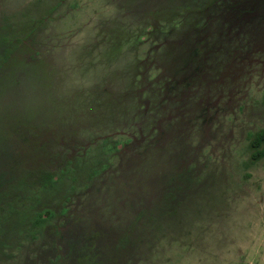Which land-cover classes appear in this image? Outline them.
Here are the masks:
<instances>
[{
    "label": "rangeland",
    "instance_id": "1",
    "mask_svg": "<svg viewBox=\"0 0 264 264\" xmlns=\"http://www.w3.org/2000/svg\"><path fill=\"white\" fill-rule=\"evenodd\" d=\"M152 26V42L160 29L165 41L137 64L146 46L135 40ZM29 27L40 29L0 65V155L13 152L8 167L42 161L48 139L56 168L90 141L85 162L99 174L83 172L69 214L0 263L79 264L84 254L93 264H264V158L251 163L248 149L264 128V0H0V63ZM135 72L145 80L130 86ZM165 125L183 148L169 165ZM116 131L153 138L98 155L97 137L125 138ZM205 142L212 165L180 193L176 217L130 227L142 190L162 193L149 174L181 185Z\"/></svg>",
    "mask_w": 264,
    "mask_h": 264
},
{
    "label": "trees",
    "instance_id": "2",
    "mask_svg": "<svg viewBox=\"0 0 264 264\" xmlns=\"http://www.w3.org/2000/svg\"><path fill=\"white\" fill-rule=\"evenodd\" d=\"M248 149L251 163L264 158V128L250 133ZM40 150L44 154L42 161L8 167V183L0 188V262L5 260V256L17 254L25 243L43 236L46 221L51 217L49 207L55 206L56 218L65 215L63 204L78 187L83 172L85 177H92L99 170L85 162L86 155L76 154L59 157L61 165L51 169L46 158V143L41 144ZM27 158H30L29 155L23 157ZM44 213L48 214L47 218L43 217ZM128 243V240L122 239L121 248L125 249Z\"/></svg>",
    "mask_w": 264,
    "mask_h": 264
},
{
    "label": "flooded vegetation",
    "instance_id": "3",
    "mask_svg": "<svg viewBox=\"0 0 264 264\" xmlns=\"http://www.w3.org/2000/svg\"><path fill=\"white\" fill-rule=\"evenodd\" d=\"M213 2H215V0H213ZM39 29L40 28H36V29L32 30L31 27H29L26 30V32H25L26 34H24V33L19 34V35L16 34L14 37H15V40L17 41V43L13 44V45L9 44L11 46L7 45L6 42L9 41V40H6L5 41L6 44L3 47L4 48H9L10 50H9V52H7L5 54L7 58L5 60H3L0 63V65L3 64L9 58H11V56L13 55L15 50H18L19 47L24 44V42H25L24 38L25 37L31 38V36H33L34 33L37 32ZM141 32H144V37H141L140 40L137 39L135 41H136V43H138V45L140 44L142 46H146V50L144 51V56L141 59H137V61H136L137 64L148 60L149 53L151 52V50L158 49L161 46V44H163V42L165 41V38L162 35V30L160 29L158 34H156V36L159 35V38L160 37L162 38L161 41L159 43H156L155 41L152 42V40L150 39V35H152V32L153 33L156 32V30H154V26H152V28L150 27V29H146L145 31L139 30L138 35ZM22 36H24V38ZM2 45H4V44H2ZM155 58H156V56H155ZM155 58H154V61H156ZM145 70L146 69H144V71ZM136 73L137 72H135L134 75H136V79L137 80H135V78L131 79V81H130L131 85L130 86H133V85L135 86V84H139V82H143L145 80L144 72H142L139 75H137ZM157 78H158L157 75H155V77L153 79L156 80ZM147 85H148V82L145 84L144 88L137 89L136 90V92L138 93L137 95H141L144 92V90L147 87ZM133 91H134V89L132 87V88H130V90L128 92L129 93H133ZM221 97H223V93L218 91L216 102H218V100H220ZM215 111H217V109ZM151 129H152V127L148 130L147 134H149L151 132ZM167 129H168V127L165 125V131L163 130V132L165 133L166 137H165L164 140L168 144L169 149H175V150H173V152L169 153L170 154V157H169L170 159L167 162L168 165H169V164L173 163V159H177V158H175V155L178 154V152H181L182 150H180V149H183V148H182V146L178 145V142L172 140L173 139L172 136H169V139H167V135L170 132V130H167ZM116 132L120 133V135H122L125 138H123L121 140L114 139V136L111 135L112 133L111 134H106V135H101V136L97 137V138L103 139V146L105 145V150H100L98 155H100V154L101 155L108 154L110 156H114V155L117 156V155H120V154H122L124 152H127L131 148H134V147L142 144V142L148 145V144H150L152 142V140H150V139L153 138V137H148V135L147 136L142 135L141 131L139 132V135H138L139 138L138 139H136L135 135H131L130 133L124 134V132H122V131H116ZM146 137H148V138L145 141ZM49 142H50V140L45 139L43 143H46V146H48L47 143H49ZM90 143L91 142L88 141L83 146L82 151L80 153L77 152V149H73V148L70 149L69 156H71L73 154H76V155H79V156L85 155L86 154V150H87V148H88ZM209 146H210V144L205 142V144H201L200 147H199V149H200L199 151H201L202 153L204 152V148H207V151L205 153H203V157L206 156V155L207 156L205 158H203L202 161L198 159L196 161L194 160L195 162L189 164V162H191V159L188 160L187 165H189V166L186 167L185 172L180 174V177L182 178V181H183L181 183V185L175 186L173 183H171L173 181V177H172V174H170V173L163 172L161 174H153V173L149 174V177L147 178V180L149 181V184L146 185V186L148 187L149 185L150 186L155 185L156 187H158V189L162 193L159 196H157V195L154 196V194L148 193L147 191H145V189L142 190V191L146 192V194H145L146 198L143 201V203L146 204V205H145V208H144L143 211H138L137 215L133 217V221L131 222V226L130 227L133 228L137 222H141V220H144V219H147V222L149 224L154 223L155 221H160V223H165L166 224V222L169 219H173V218L176 217L175 215L177 213L178 208L180 207V205H178L180 197H181L180 193H183L184 191H186L189 188L190 185H194V183L200 178V174L203 171H206V169H208L212 165V161L208 157V155L210 154ZM112 147H114L113 150L111 149ZM107 150H108V152H107ZM8 155L9 154H6L5 156L0 155V166L2 165V167L0 168V188H2V186L4 184L8 183L7 182L8 181L7 173L9 171L8 170V164L11 163V162H9V160H15V158H13V153L12 154L10 153L9 157H8ZM18 159H19V157H18ZM47 160H48V163H49V167L51 169H55V167H54L55 164H56L55 154L49 156L47 158ZM164 160H165V158H164ZM50 162H51V164H50ZM157 162H159V160H157V161H155L153 163L152 159H150V161L148 162V166H147L148 169L150 170V167H152V165L154 167L155 166L154 164L155 163L157 164ZM196 165H199V170L200 171L197 169ZM107 168H109V165H107L105 167V169H103V171L106 170ZM195 170H196V172H195ZM97 174H99V171L97 172ZM173 186H175L176 188H173V190H172L171 187H173ZM72 196H73V193L70 195V198H68L63 204V206L65 207V213H64L65 215L64 216L69 214L70 205H72L74 203ZM151 203H153V205H151L153 207L150 206ZM176 203H178V204L174 205ZM48 204H49V202H48ZM154 208L157 211L153 210ZM165 209H169L170 212L165 211ZM174 209H175V211H174ZM48 212L51 213V217H49L47 219V221H46L47 224H46V226L44 228L45 231H47L50 228V226H51L50 222L52 221V219H54V220L56 219L55 206L51 205L49 207V209H48ZM154 213H156V214H154ZM61 215H63V214H61ZM43 217L47 218L48 214L44 213ZM160 219H162V220H160ZM53 229H55V228H52V230ZM129 230H130V231H128L129 239L135 238L136 234L131 235L130 233H131L132 230L131 229H129ZM138 230H140V229H138ZM138 230H137V232H138ZM128 244L130 245L128 247L129 249L127 250L129 252L131 247H132V243L130 242V240H129ZM99 249L100 248H92L91 252L96 254L95 255V261L96 262H97V260L99 262H104L102 260V258H101V254H98L99 251H100ZM127 255L130 257L129 253ZM82 258H83V261L79 262V264H93V263H91V261H88V259L85 258L84 254L82 255ZM52 260H53V262L57 263V261L54 258H52ZM29 264H37V263H29ZM58 264H59V262H58ZM94 264H96V263H94Z\"/></svg>",
    "mask_w": 264,
    "mask_h": 264
}]
</instances>
